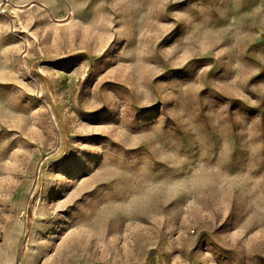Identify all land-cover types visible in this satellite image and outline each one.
I'll list each match as a JSON object with an SVG mask.
<instances>
[{"label": "rangeland", "instance_id": "rangeland-1", "mask_svg": "<svg viewBox=\"0 0 264 264\" xmlns=\"http://www.w3.org/2000/svg\"><path fill=\"white\" fill-rule=\"evenodd\" d=\"M0 264H264V0H9Z\"/></svg>", "mask_w": 264, "mask_h": 264}, {"label": "built area", "instance_id": "built-area-1", "mask_svg": "<svg viewBox=\"0 0 264 264\" xmlns=\"http://www.w3.org/2000/svg\"><path fill=\"white\" fill-rule=\"evenodd\" d=\"M9 9V0L0 1V12L5 13Z\"/></svg>", "mask_w": 264, "mask_h": 264}]
</instances>
